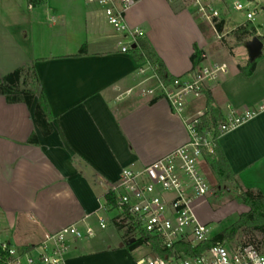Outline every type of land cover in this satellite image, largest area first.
<instances>
[{
  "label": "crops",
  "instance_id": "0c3cea01",
  "mask_svg": "<svg viewBox=\"0 0 264 264\" xmlns=\"http://www.w3.org/2000/svg\"><path fill=\"white\" fill-rule=\"evenodd\" d=\"M185 4L138 0L127 12L128 24L143 31L176 77L192 69L195 48L206 55L203 63H226L206 62V40L187 12L193 6L186 11ZM178 29L188 33L181 52L174 48ZM122 39L96 2L42 0L30 8L28 0H0V78L34 67L53 116V132L44 136L34 117L37 97L29 108L0 95V236L5 241L18 239L17 225L24 226L25 248L76 224L92 227L95 235L71 238L67 264H136L141 257L127 248L126 231L120 235L122 229L112 222L117 230L100 227L101 218H111L103 207L106 194L123 168L148 165L188 143L190 135L183 116L164 97L145 93L156 84L147 81L150 67L137 61L134 48L121 52ZM83 46L86 52L79 55ZM249 62L229 68L191 98L186 114L206 111L208 95L225 118L231 111L237 117L255 112L223 133L219 146L240 186L264 195V47L248 76L239 66ZM32 133L38 145L29 143Z\"/></svg>",
  "mask_w": 264,
  "mask_h": 264
},
{
  "label": "built area",
  "instance_id": "2783aa9c",
  "mask_svg": "<svg viewBox=\"0 0 264 264\" xmlns=\"http://www.w3.org/2000/svg\"><path fill=\"white\" fill-rule=\"evenodd\" d=\"M34 1L28 0L30 8L35 6ZM88 1L102 6L108 23L115 31L123 34V39L119 41L121 52H128L133 49V45L137 46L143 31L128 24L127 12L138 0ZM192 3L195 12L216 28L221 14L211 0H192ZM249 4L243 5L235 0L234 8L247 11L246 16L252 21L257 8L250 9ZM205 57L202 54V58ZM146 63L151 71L147 81L154 80L156 84L145 89V93L164 97L171 109L183 116L190 140L148 165L123 168L118 180L108 190L118 202V207L111 211V214L116 213L110 219L112 223L116 220L122 230H131L138 237L145 233L159 238L168 249H173L181 241L196 246L214 237L211 229L199 222L191 207L195 198L203 197L213 189L212 182L207 178L204 155L205 152H214V140L213 132H200L198 129L200 117L204 113L188 116L186 108L191 98L201 96L212 83L228 72L229 67L226 63L207 64L202 61L166 85L158 78L150 63ZM254 115L255 112L248 111L243 117H237L231 111L226 121L219 126L221 135ZM110 219L101 218L100 227L106 228L107 220ZM94 235L92 227L81 229L72 224L47 235L42 243L28 250L17 249L12 243L0 240V264H67L66 255L70 250L71 238L82 239ZM137 236L132 238L137 239ZM136 264H264V248L254 243L233 245L227 240L216 241L199 255L187 256L180 252L167 258L147 255L139 258Z\"/></svg>",
  "mask_w": 264,
  "mask_h": 264
},
{
  "label": "trees",
  "instance_id": "16d2710c",
  "mask_svg": "<svg viewBox=\"0 0 264 264\" xmlns=\"http://www.w3.org/2000/svg\"><path fill=\"white\" fill-rule=\"evenodd\" d=\"M40 1L42 0H35L34 4L36 5ZM225 24L226 21L224 19L216 23L218 33L221 34L223 32ZM233 34L235 35L237 41L242 44L248 41L247 38H253L256 36L263 38L258 35L255 24L250 20L234 29ZM85 52L86 47L83 46L79 55L84 54ZM133 53L138 62H149L158 78L164 84L169 85L177 78L168 71L163 59L145 37L140 36L138 38V44L133 49ZM202 54L203 52L201 50L195 48V51L191 56L193 64L192 69L197 67L202 62ZM258 59L250 61L244 67L239 66V69L245 75H251L256 69ZM0 95L4 96L9 104L23 103L29 108L33 106L35 98L37 97L38 101L34 109L35 122L44 136H48L53 132V127L51 125L53 116L34 67H20L0 78ZM213 102V99L208 95L207 108L204 114L200 117V123L198 125L200 132L203 130L213 132L214 152H205V160L220 184L234 183L237 187L242 188L237 181L236 174L231 169L227 158L219 146V138L221 136L219 126L226 121V118L224 117L221 109ZM29 143L34 145L39 144V138L35 133L30 135ZM236 199L239 203L247 205L249 210L242 213L230 227L218 233L212 239L202 242L196 246H193L189 242L181 241L176 243L173 249H168L162 244V241L159 238L148 236L145 233H142L141 236L138 237L131 230L126 232L124 241L130 251H134L140 245L147 244L150 248V254L152 256L167 258L171 257L175 252L184 253L187 256L202 254L204 251L212 247L216 241L227 240L230 243H234L238 234L244 231H255L264 236V195L259 191H253L251 189L245 190L243 188V191L236 196ZM117 207L118 202L114 194L108 192L106 194L104 209L111 212ZM113 223L118 229H122V226L117 224L116 220H113ZM133 236H137V239L134 242H130L129 239ZM252 243L264 248V238L258 243ZM31 247L33 246H27L25 249L28 250Z\"/></svg>",
  "mask_w": 264,
  "mask_h": 264
},
{
  "label": "rangeland",
  "instance_id": "374dc122",
  "mask_svg": "<svg viewBox=\"0 0 264 264\" xmlns=\"http://www.w3.org/2000/svg\"><path fill=\"white\" fill-rule=\"evenodd\" d=\"M187 4L184 6V10H189L192 5V0H186ZM235 0H211L212 5L215 9L221 14V17L217 19L221 21L223 18L226 21L223 32L220 34L213 29V26L204 21L196 12L193 10L192 12L187 11L195 21V26L201 36V38L206 40V50L208 53L209 61H222L226 62L230 69L236 68L237 64L245 63L249 60V53L246 46H242V43H239L233 34V30L236 29L239 25L245 24L248 22V18L246 16L247 11H239L234 8ZM243 5L249 4L250 9L257 8V14L255 15L252 22L255 24L257 28L258 35L264 36V0H239ZM179 9L175 8L174 10ZM177 29L176 27L174 28ZM182 29V28H181ZM178 29V33L176 36L175 46L174 47L177 52H181L184 50L185 41L188 37V33L183 30ZM116 32V31H115ZM220 35V37H219ZM250 41L252 38H247ZM164 46L170 45L167 41H162ZM177 42V43H176ZM181 43V44H179ZM184 43V44H183ZM171 49L170 46L167 47ZM231 49L235 50V53L231 52ZM203 100V97H202ZM200 112L204 113L205 110H200ZM205 170L207 174V178L213 184V192L211 191L207 195L199 198H195L191 204V207L196 214L198 220L207 225L212 234L215 236L218 233L224 231L228 227H230L238 217L249 210V207L245 204L239 203L236 199V196L243 191V188L237 187L234 183H222L215 178L213 174H211V169L208 164H205ZM116 212L110 214V217L114 216ZM108 230L114 231L116 228L111 221L107 220ZM24 226L17 225L15 228V235L18 236L12 240V245H14L17 249H20L22 244L25 243L23 229ZM117 230V229H115ZM11 232L9 228H6V233L9 234ZM117 233L124 234L123 230L118 231ZM264 238L258 232L255 231H244L240 232L236 237V241L231 243L233 245H241L245 243H258ZM1 240H5L4 236H0ZM135 252V256H147L150 255L148 251L150 250L147 244L140 245L137 247ZM140 257V258H141Z\"/></svg>",
  "mask_w": 264,
  "mask_h": 264
},
{
  "label": "water",
  "instance_id": "95a60500",
  "mask_svg": "<svg viewBox=\"0 0 264 264\" xmlns=\"http://www.w3.org/2000/svg\"><path fill=\"white\" fill-rule=\"evenodd\" d=\"M136 45H133V48H135ZM246 47L249 53V59L250 61H255L257 60L263 51L264 47V36L263 38H260L258 36L253 37L250 41L246 43ZM136 238H131L130 242H134Z\"/></svg>",
  "mask_w": 264,
  "mask_h": 264
}]
</instances>
